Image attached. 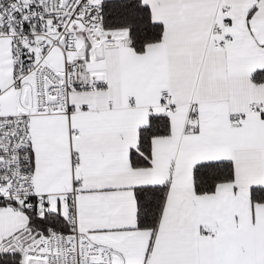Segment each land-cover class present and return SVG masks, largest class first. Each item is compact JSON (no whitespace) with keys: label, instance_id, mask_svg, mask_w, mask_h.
<instances>
[{"label":"snow or ice","instance_id":"6c2138e0","mask_svg":"<svg viewBox=\"0 0 264 264\" xmlns=\"http://www.w3.org/2000/svg\"><path fill=\"white\" fill-rule=\"evenodd\" d=\"M0 264H264V0H0Z\"/></svg>","mask_w":264,"mask_h":264}]
</instances>
